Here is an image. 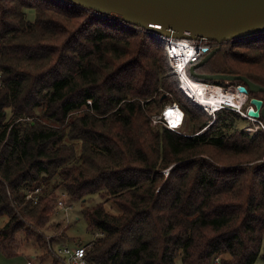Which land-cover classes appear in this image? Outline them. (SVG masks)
Returning a JSON list of instances; mask_svg holds the SVG:
<instances>
[{"label": "trees", "instance_id": "1", "mask_svg": "<svg viewBox=\"0 0 264 264\" xmlns=\"http://www.w3.org/2000/svg\"><path fill=\"white\" fill-rule=\"evenodd\" d=\"M166 43L69 0H0V216H8L0 246L7 253L17 252V232L33 246L47 245V231L50 244L67 243L57 239L69 237L68 222L54 220L65 192L96 232L84 243L94 264L264 259V128L249 133L241 112L212 114L184 94ZM197 71L243 74L264 86V32L224 42ZM257 96L264 104V91ZM166 100L184 110L186 132L152 124L149 111ZM37 187L34 203L27 193ZM95 196L102 200L90 203Z\"/></svg>", "mask_w": 264, "mask_h": 264}, {"label": "water", "instance_id": "2", "mask_svg": "<svg viewBox=\"0 0 264 264\" xmlns=\"http://www.w3.org/2000/svg\"><path fill=\"white\" fill-rule=\"evenodd\" d=\"M86 9L118 17L159 36L192 40L208 39L216 45L189 66L201 79L236 80L237 88L249 98V116L264 118V86L243 74L199 72L224 42L264 32V0H69Z\"/></svg>", "mask_w": 264, "mask_h": 264}, {"label": "built area", "instance_id": "3", "mask_svg": "<svg viewBox=\"0 0 264 264\" xmlns=\"http://www.w3.org/2000/svg\"><path fill=\"white\" fill-rule=\"evenodd\" d=\"M160 37L167 42L166 51L169 57L170 66L172 68L171 72L178 76L179 87L184 92V94H186L189 98H191L196 103L201 105L209 113L214 114L220 108L230 107L241 112L244 116L248 117L251 120L259 121L261 126L264 128V124L261 120L249 116L246 110L243 109V106L246 104L248 98L247 95L245 101L240 105L231 104L229 102L228 103L219 102L218 104L211 105L199 100L197 97L193 96L190 92H188L187 85H189L190 82L189 80H194L199 83H204L206 85L214 86L219 90H224V89L228 90L231 87L238 89L237 85H228L229 87L227 88L224 85L201 81L188 73L187 68L192 63L199 61L206 53H208L216 45L214 41L208 39L192 40L185 38L178 39V38H169L163 36ZM171 104L181 108V106L175 101ZM171 104H168L166 106H169ZM181 111L183 115L179 123H172L169 120V118L166 116V114H164L165 112L164 108L162 109L161 113L152 115V122L153 123L161 122L166 127L177 130V128H179L182 125L184 119L185 112L182 108ZM40 191H41L40 187H37L32 190L29 189L27 193V198H31L34 203H37V201L39 200L38 193ZM58 206L59 209H61L64 213H68V211L72 207H75V203L67 201L65 192H62L58 200ZM54 251L60 258H62L65 264H94L87 258V245L82 242L74 246H70L67 243H60L54 246ZM28 264H33V263L31 261ZM212 264H221L219 255L214 257Z\"/></svg>", "mask_w": 264, "mask_h": 264}, {"label": "rangeland", "instance_id": "4", "mask_svg": "<svg viewBox=\"0 0 264 264\" xmlns=\"http://www.w3.org/2000/svg\"><path fill=\"white\" fill-rule=\"evenodd\" d=\"M34 15H35V12L32 8L27 10V16L29 17V19H34ZM170 73L172 72L170 71ZM225 87L228 88L229 86H225ZM167 92L168 91H166V93ZM246 103H248V101H246ZM168 104H170L168 103V100L163 101V104L161 105V109L163 108L165 109L166 105ZM161 111L160 110L153 111V112L149 111V114L151 116L154 114H158ZM152 124H156V123L152 122ZM242 127L247 132L252 133L256 129L262 126L259 123V121L249 119V121L242 122ZM178 129L179 131H183V132L187 131V129L184 128V126L177 128V130ZM203 155L207 158H210L209 155L207 154H203ZM256 161L258 160H254L253 162H256ZM169 168L170 166L168 168L162 169L161 172H163L166 176ZM99 200H102V198L100 196H95L93 200L89 202L94 203ZM81 210H82V205L79 202H77L75 207H72L68 211V213H64L61 210L59 212L60 214H58L55 217L54 220L58 221V219L61 218L60 217L61 215L62 217H64L66 224L67 222L69 224L68 229H67V235L69 236L67 238L68 240L65 238H60V239H57L58 241H63V242L66 241L68 245L74 246L80 242L87 243L90 240H92L93 237H95L96 232L88 227L87 221L82 217ZM7 219H8V216L6 214H3L0 216V227L5 224ZM52 233L53 231H49V232L47 231L48 235L46 236V238L48 239V242L46 246H33L31 245V242L27 241L26 238L24 237V232H17L16 240L13 244L14 245L13 248L14 249L16 248L17 252L14 254H9L0 246V264H28L29 262H31V259H34V262L36 264H65L62 258H60L54 251V246H56L58 242L55 241L50 244L51 241H49V238L52 235ZM32 256H34L35 258H33ZM255 264H264V259H259Z\"/></svg>", "mask_w": 264, "mask_h": 264}, {"label": "bare ground", "instance_id": "5", "mask_svg": "<svg viewBox=\"0 0 264 264\" xmlns=\"http://www.w3.org/2000/svg\"><path fill=\"white\" fill-rule=\"evenodd\" d=\"M189 81V85H187L188 92L199 100L211 105L218 104L219 102H229L231 104L240 105L246 99V94L234 87L228 90H219L214 86L199 83L194 80ZM164 114H166L172 123H179L183 115L181 108L173 104L165 107Z\"/></svg>", "mask_w": 264, "mask_h": 264}, {"label": "crops", "instance_id": "6", "mask_svg": "<svg viewBox=\"0 0 264 264\" xmlns=\"http://www.w3.org/2000/svg\"><path fill=\"white\" fill-rule=\"evenodd\" d=\"M32 257L35 258L34 256H32ZM31 261H32L33 264H36V263L34 262V259H31Z\"/></svg>", "mask_w": 264, "mask_h": 264}]
</instances>
